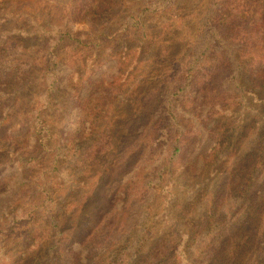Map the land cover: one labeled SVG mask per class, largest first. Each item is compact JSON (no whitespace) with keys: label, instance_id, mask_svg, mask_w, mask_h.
Listing matches in <instances>:
<instances>
[{"label":"trees","instance_id":"1","mask_svg":"<svg viewBox=\"0 0 264 264\" xmlns=\"http://www.w3.org/2000/svg\"><path fill=\"white\" fill-rule=\"evenodd\" d=\"M180 1L0 0V264H264V124L242 112L264 104V0H210L170 60L172 26L143 42ZM178 169L207 175L181 218L202 213L159 235L149 203Z\"/></svg>","mask_w":264,"mask_h":264},{"label":"rangeland","instance_id":"2","mask_svg":"<svg viewBox=\"0 0 264 264\" xmlns=\"http://www.w3.org/2000/svg\"><path fill=\"white\" fill-rule=\"evenodd\" d=\"M183 1L184 3L186 2V9H181L180 11V8L184 4L181 0L178 5L173 6L169 10L150 17L149 26L146 31V37L144 38L143 42V44L149 49H152L155 52L159 51L160 47H162L165 43L164 38L166 36V33L169 32L170 26H172L174 32V36L172 37V39H175L171 41L170 45L172 46V48H174L175 51L174 56L170 60H174L178 56H180L188 46L192 38L195 36L199 28V19L203 16L206 8L208 7V3L210 2V0ZM34 7L35 6L30 2V8ZM131 7L132 6L123 7V9H120L116 12L117 23L120 22L122 18L125 17V15L132 12ZM36 8H38V6H36ZM23 23H25V21H23ZM76 27L79 26L76 25L75 28ZM38 54L39 53H37L35 49L33 55L37 56ZM146 66L147 67L143 71L155 72L156 69H153L152 65H149L148 63ZM143 71L139 72L136 76L138 80L140 76H142ZM34 85L38 89L37 84L34 83ZM36 96L37 91L34 89H29L28 94L25 95V98H22L15 106L14 109L16 111V115L12 119L10 118L7 120L8 124L17 122L14 125H19V122L26 114L27 109L30 107L31 103L36 101ZM242 112L244 113L246 123L257 120L258 122H261V125L264 124V104L256 102L255 99L251 100L247 108H243ZM57 120L58 119H52L51 123H54V125H56ZM55 143L56 142H53L52 146H54ZM252 145L253 144H250L249 146ZM11 151H13V149ZM64 174L67 175V173ZM191 176L192 175L190 174H187L185 176V173L178 169L173 174L167 175L166 179L156 188L153 202L149 204H151L153 212L151 219L156 222L159 235L165 234L173 225V222L178 223V219H180V224L182 227H192L193 225L197 224L198 217L202 213V210H198L197 215H189L187 217L181 218V209L186 204L190 196L194 193V190L197 189L196 187H198L197 185L199 181L203 180L204 182H207L205 179L208 177H204L207 176L205 174L200 175L202 178L197 177V179H194L196 178V176H194L193 178ZM61 179H63V177L58 172H53L50 176L47 177V184H45V186L46 188H50L51 190L55 189V192L51 194V196L54 198V201L47 200L44 207H42L40 210L41 213L46 214V209L48 207H53L63 200V195L56 193L58 190L61 191L62 189L60 188V183L62 181ZM196 249L197 246H192L189 251L195 252ZM195 258H197V255L195 256Z\"/></svg>","mask_w":264,"mask_h":264}]
</instances>
